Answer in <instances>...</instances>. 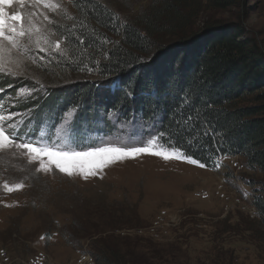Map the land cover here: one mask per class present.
<instances>
[{
  "label": "rangeland",
  "instance_id": "rangeland-1",
  "mask_svg": "<svg viewBox=\"0 0 264 264\" xmlns=\"http://www.w3.org/2000/svg\"><path fill=\"white\" fill-rule=\"evenodd\" d=\"M102 1L120 19L131 20L152 0ZM54 2L61 5L55 13L39 4L32 7L31 0H25L23 9L14 2L6 11L37 13L35 22L42 27L39 13L47 11L55 21L54 40V25L73 14L71 0ZM194 20L192 31L237 27L240 37L264 55V0L205 3ZM53 53L32 48L28 57H19V66L12 62L16 57L8 62L9 68L23 75L0 74V106H6L4 114L16 113L13 122L22 121L23 132H33L32 114L18 109L15 102L28 98L29 92H45L27 86L37 83L38 67L46 65ZM31 57H36L35 63ZM11 78L21 87L14 90ZM20 89L28 92L19 97ZM251 102L245 97L237 104ZM93 109L86 110V118L95 117L91 124L96 130L57 150L87 151L118 134L127 139L133 133L145 137L156 133L155 122L133 119L128 121L131 126L121 128L124 121L99 111L93 115ZM71 110L55 122L52 132L44 119L36 134L44 129L55 139L57 127H63ZM75 120L74 113L71 128ZM217 165L200 167L184 159L140 154L85 179L55 168L37 172L38 164L30 163L26 152L0 150V264H264V218L253 204L264 175L247 167L240 155L220 156ZM16 183L25 187L11 192L4 187Z\"/></svg>",
  "mask_w": 264,
  "mask_h": 264
},
{
  "label": "trees",
  "instance_id": "trees-1",
  "mask_svg": "<svg viewBox=\"0 0 264 264\" xmlns=\"http://www.w3.org/2000/svg\"><path fill=\"white\" fill-rule=\"evenodd\" d=\"M223 2L152 0L127 20L102 0H71V19L52 30L63 53H53L38 67L37 83L27 86L45 92H32L15 105L32 114L33 132L44 119L52 132L65 111L76 109L70 133L76 144L96 130L91 124L95 117L86 118L90 108L93 115L112 112L124 122H155L156 133L166 132L168 142L205 167H215L220 156L240 155L247 167L264 175V55L240 37L237 27L191 30L205 3ZM104 39L109 42L102 44ZM103 50L110 59L102 58ZM93 61H100L99 71L80 70L81 65L95 67ZM9 81L14 90L21 87L19 80ZM126 91L132 95L126 98ZM182 96L191 101L183 114L200 117L190 125L196 130L191 136L200 134L191 145L189 132L176 124ZM245 97L252 104L238 105ZM204 131L211 134L204 136ZM261 186L253 204L264 218Z\"/></svg>",
  "mask_w": 264,
  "mask_h": 264
},
{
  "label": "snow or ice",
  "instance_id": "snow-or-ice-1",
  "mask_svg": "<svg viewBox=\"0 0 264 264\" xmlns=\"http://www.w3.org/2000/svg\"><path fill=\"white\" fill-rule=\"evenodd\" d=\"M14 2L18 3L21 9L25 7V0H0V74L23 75V73L16 72L13 68L8 67V62L12 57L17 58L12 62L19 66L22 62L19 57H28L29 50L32 48L38 52L45 53H52L53 51L63 53L64 49L60 39H51L53 35L51 26L55 21L49 18L47 11L39 13L42 18L40 23L44 27L38 26L35 22L37 13L29 12L25 15L23 11H6ZM31 3L32 7H36L39 4L44 9L54 13L61 10V5L54 2V0H31ZM108 42L107 39L101 41L102 44H107ZM100 55L103 59H110L107 50H103ZM40 59L42 61L43 57ZM31 60L35 63L36 57H31ZM93 63L95 67L81 65L80 70L88 72L99 71L100 61H93ZM26 92L28 90L20 89L16 95L22 97ZM28 94L31 95L30 92ZM131 95V92H125L126 98ZM190 103L191 101L185 96L180 98L178 108L181 111L177 115L181 116V119H178L176 124L178 128H181V131H188L191 136L192 132L196 130L190 125L193 121L199 120L200 117L198 114H183V109ZM5 107L0 106V150L26 152L29 162L38 164L37 172H49L55 168L68 176L78 174L87 179L89 176L99 175V172L111 163L125 158H135L140 154L156 155L166 160L184 159L192 164H199L200 167L205 166L199 160L194 159L192 155H186L181 148L168 142L165 139L168 135L166 132L149 134L147 137L140 133H133L127 139L118 134L111 139L105 138L103 141L97 142L103 143L104 146H89L87 151L57 150L58 146L62 148V145L71 139V116L74 115L76 109H72L70 113L65 115L63 127H57L54 134L55 139H53V135L45 133L44 129H41L38 135L35 132H23L22 121L13 122V117L16 116V113L9 112L4 114ZM108 118L118 119V116L110 112ZM125 124L131 126V122L126 121L120 127L124 128ZM210 134L209 131L203 132L204 136ZM199 135L197 132L195 136H191L187 143L191 145L192 140L199 139ZM34 136L36 137L35 139H33ZM157 144L162 146L158 148ZM216 166L219 167V165ZM4 187L11 192L21 190L25 185L16 183L10 187L5 184Z\"/></svg>",
  "mask_w": 264,
  "mask_h": 264
}]
</instances>
